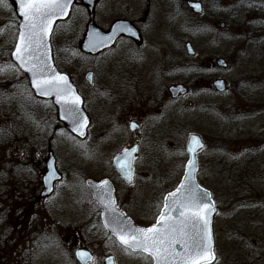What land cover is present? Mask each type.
Masks as SVG:
<instances>
[{
  "label": "rangeland",
  "instance_id": "rangeland-1",
  "mask_svg": "<svg viewBox=\"0 0 264 264\" xmlns=\"http://www.w3.org/2000/svg\"><path fill=\"white\" fill-rule=\"evenodd\" d=\"M8 3L0 0V264H78L74 253L81 248L95 255L91 264H104L108 256H114L117 264H153L149 256L131 254L119 246L105 231L86 180L111 179L124 209L133 214L144 208L146 214L138 221L152 223L164 197L181 181L191 133L200 134L210 145L199 156L197 177L218 209L213 264H264V0H228L227 14L219 20L225 24L222 46L214 41L218 29L209 24L200 27L203 19L193 32L180 30L176 60L182 66L174 71V80L165 77L167 65L153 66L154 53L148 54L144 67H157L162 84L147 94L157 93L161 98L167 93L166 84L174 81L185 84L189 95L177 103L165 100L161 111L141 121L134 134L128 131L130 117L125 115L123 96L116 105L121 107L113 111L115 118L109 120L104 111L107 107L97 109L84 81L90 70L96 73L99 87L114 86L118 78L99 71L97 60L79 54L78 46L70 42L66 46L54 35L55 63L85 95V110L92 111L83 142L66 131L50 102L34 96L11 60L18 20ZM79 10L73 13L71 24ZM210 35L214 37L209 39ZM185 42L194 47L192 59L184 58ZM65 47L73 51L72 58L60 54ZM219 59L228 68L219 67ZM111 60L116 65L119 58ZM218 79L226 83L225 94L212 87ZM117 86L127 95L134 92L122 78ZM111 91L118 97V90ZM221 123L227 135H210L220 132ZM34 131L41 135H33ZM140 139L148 149L140 151L135 180L126 185L114 172L111 160ZM44 146L48 148L42 149ZM48 150L57 159L63 180L46 205L32 210L30 195L44 173L36 155L42 152L47 162ZM39 211L48 215L37 216Z\"/></svg>",
  "mask_w": 264,
  "mask_h": 264
},
{
  "label": "flooded vegetation",
  "instance_id": "flooded-vegetation-1",
  "mask_svg": "<svg viewBox=\"0 0 264 264\" xmlns=\"http://www.w3.org/2000/svg\"><path fill=\"white\" fill-rule=\"evenodd\" d=\"M4 1H7V3L9 2L7 6H9L13 10V13L15 14L14 6L11 3L12 0H4ZM236 1L243 3L246 0H236ZM191 4H198L201 11L196 12L191 7ZM227 4H228V0H94L93 26L96 29L100 30L102 33H107L111 30L112 26L115 23L123 22V23H128L133 28V30L136 32V36L132 37V36L122 35L117 38V40L114 42V44L111 47L102 50L98 54L90 55L84 53L81 49V45L83 44L85 39L87 26L91 20L90 12L87 9V7H85L83 0H74L69 19L64 22H58L55 25L53 33L50 38V42L52 45V41L54 43L53 36L57 35L59 37V40L62 43H64L66 46H67L66 43L69 42L71 43V45L75 44L74 45L75 47L76 46L79 47V50L77 49L78 51L76 52H78L79 54H83L84 56L90 57L94 60H97L99 71H103L107 75H110L111 77L115 76L118 78L114 86L104 84V86L99 87V85L95 83L96 73L93 70L87 71V73L91 72L93 74L92 84L87 83V81L85 80V76L87 73L84 75V81L88 85L87 89L88 91H92L90 92L91 97L96 102L95 103L96 106H99L97 109H99L101 106L107 107L104 108V111L107 113L109 120L111 119V117L112 119L115 118V114L113 115L114 113L113 111L115 107L118 108L121 107L116 105L118 104L117 102L119 101V98L123 96V101L124 103H126V106H123V109L127 118L130 117V119L128 120L129 122L128 131L131 134H134L139 131L140 129L139 123L141 124V121L143 122L146 120L147 116L150 117L151 114H158L159 111H161V107L164 104L163 102L165 100L170 101L172 103H177L180 101L181 98H185L186 96L189 95V89L185 84L182 83L174 84L173 83L174 81L166 84L165 87L167 88V93H166L167 95L164 94L161 98L157 95V93L148 95L147 93L149 91H153L154 87L159 88L162 84L160 71L158 70L157 67H152L149 70L144 67L146 65L145 61L148 57V54L152 55L153 53L155 54L157 52L158 53L157 56L153 54L154 56L153 66H162L166 64L167 67L164 66L165 67L164 70H166V74H167L165 77H167L169 80H174L175 77L174 71H176V69L179 68V64L181 62L176 60L179 55L178 33H180V30H183L186 33L193 32L196 26L195 24H197V22L200 21L199 19H203L202 21L203 23H201L200 27H202L203 24L206 25L209 24V26H211L212 28L218 29L219 34L215 33L214 34L215 37L213 35H210L209 39H211V37H214V41L215 42L219 41L220 46H222L224 40L222 39L221 36H222V29L224 28L225 24L219 20L225 18L227 14ZM239 7L242 6L240 5ZM78 8H80L78 12V17L71 24V17L73 16L75 10ZM18 25H19V20H18ZM121 45L124 46L120 47ZM187 45H190L192 47L194 51L193 56L187 53ZM184 48L187 55L184 58L192 59L195 57L196 52L191 42H185ZM68 49L69 48L67 47L61 49L60 54L63 56V58H72L71 54L73 55V51ZM52 53L54 57L53 47H52ZM115 57L119 58V61L117 62L116 65H113L112 62L110 63V60L111 59L113 60V58ZM181 64L180 66H182ZM168 68H170V70H168ZM226 68H228L227 63L224 69ZM120 78H122L123 80L128 82L129 85H131L132 90L134 91L132 94L129 93V95H127L124 93V91L122 92L118 89L117 83ZM218 80H222V79H218ZM213 83H212V87L214 88ZM224 84H225V90L223 92H218L219 94L226 93L227 86L225 82ZM180 85L186 89V94L184 96L179 95L178 97L174 98L170 92V89ZM110 86H112L111 89ZM114 89L118 90L117 91L119 94L118 97H116L117 95H115L111 91ZM78 92L83 99V108L90 120V126H89L90 128L92 123L91 121L92 111L90 110L88 113L85 110V95L81 93L79 89ZM116 98H118V100ZM46 102H50L52 104V101L50 100H47ZM134 102L137 104L136 108L132 107L134 105ZM55 111L58 120L57 110L55 109ZM131 124L137 125L134 131L130 129ZM221 127H222V123L220 125V132L219 133L213 132L210 133V135H227L226 133L222 132ZM89 128L87 130V135L84 139L75 138V137L74 138L80 142L85 141L88 137ZM192 134L200 135L198 133H191L190 135ZM33 135H41V134H38L37 132L34 131ZM202 141L204 143V150L199 154V156L203 152H205L207 148L210 146L207 139H204L202 137ZM134 146L137 147V153L134 162V180H135L137 156L139 155L140 151H143L144 148L146 150L148 149L143 144V140L140 139L138 141H135L133 144L131 143L130 146L123 148L117 155L121 154L122 151L126 149L130 150ZM46 148L48 147L44 146L42 149L45 150ZM50 153L53 154L51 150H48V157L50 156ZM42 155H43L42 152H38L36 155V158H38L39 160L38 167L44 166V173L41 177L40 185L36 186L30 195L29 208L32 210L38 208V206L40 205H46L47 202L50 201V198L55 194L56 185L63 180V174L57 168L58 172L62 175V180L54 184L53 193L51 194V196H47V197L41 196L43 193H45L46 190L43 186L42 180L43 177L45 176L46 165H47V162L44 158H42ZM111 164H112V160H111ZM56 167H57V159H56ZM6 176L7 174H5V177ZM103 179H109V178H102V179L89 178L86 180V187L89 195H91L92 200L93 197L90 189L88 188L87 181L93 180L99 182ZM109 180L113 183L111 179ZM113 185L115 188V196H116L118 208L122 210L126 214V216L129 217L137 226L139 227L149 226L150 224L142 226L139 223H137L138 222L137 218H141L142 214H146V210L144 208L135 209L133 211V214L125 210L124 207L118 201L116 186L114 183ZM98 210L100 213L99 208ZM37 214H38L37 216L48 215L47 211H39L37 212ZM155 221L152 222V224L155 223ZM91 254L93 255V261H92L93 263L95 261V255L92 252Z\"/></svg>",
  "mask_w": 264,
  "mask_h": 264
},
{
  "label": "snow or ice",
  "instance_id": "snow-or-ice-1",
  "mask_svg": "<svg viewBox=\"0 0 264 264\" xmlns=\"http://www.w3.org/2000/svg\"><path fill=\"white\" fill-rule=\"evenodd\" d=\"M69 3L70 0H20V14L26 23L22 26L24 30L19 34L14 56L25 71L32 73V83L40 94L54 93L57 103L71 106L68 112L72 117L73 131L84 135L82 129L86 127L87 118L79 111L80 97L75 95L67 77L55 74L54 70L50 76L45 72L50 69L47 63L49 46L45 38L51 33L53 15L66 11ZM194 7L199 8V5ZM131 127L135 129L137 125L133 124ZM192 140L194 144H199L196 137H192ZM134 151L136 150L133 149L132 152ZM117 164L131 180L133 169L129 150L126 149L122 157H117ZM96 187H107V199H101V203L105 213L111 211L115 218H118L121 214L115 207L109 182L105 180ZM184 193L188 195H183ZM207 199H210L209 193L181 184L176 192L170 193L166 198L158 226L147 229L134 228L130 222L114 220L111 222V231L126 249L147 253L155 260V264H211L215 256L209 227L210 205L205 202ZM170 212H178L179 221H173ZM108 224L106 221V226ZM177 245L182 251H177ZM78 255L85 261L91 259L86 252H80Z\"/></svg>",
  "mask_w": 264,
  "mask_h": 264
},
{
  "label": "water",
  "instance_id": "water-1",
  "mask_svg": "<svg viewBox=\"0 0 264 264\" xmlns=\"http://www.w3.org/2000/svg\"><path fill=\"white\" fill-rule=\"evenodd\" d=\"M85 7H87V9L90 12V17L91 20L87 26V31L85 34V39L83 44L81 45V49L84 53L90 54V55H95L98 54L99 52H101L102 50L111 47L114 42L117 40L118 37L125 35V36H132L135 37L136 36V32L133 30V28L128 24V23H123V22H117L115 23L111 30L108 33H102L100 30L96 29L93 26V8H94V0H83ZM12 5L14 6V10H15V14L18 17V19L20 20V25H19V33H18V37L21 31H23V24L26 23L25 18L20 14L21 8H20V0H12L11 1ZM74 3V0H70L69 6L67 8L66 11L59 13V14H55L53 15L52 18V24H51V33L49 36H47L46 42L49 46V58L47 60V63L50 65V69H46L45 72L47 75H51L52 70L55 71V74L60 75V76H65L67 77V82L68 84L71 85L72 89L75 92V95L80 97V104L78 105L79 111L82 114L83 117H86V127L84 129H82V131L84 132V135H80L78 131H73V123H72V117L70 116L69 112H68V108H70V105L67 104H62V103H57V97L54 93H50L48 95H42L40 94V92L37 90V88L33 85L32 80V73L25 71V69L23 67L20 66V62L16 60L15 56H14V52L16 51V46L19 43L18 37L15 43V48L14 51L12 52V60L13 62L17 65V67L19 68V70L24 73L29 81V85L31 90L33 91V93L35 94V96L39 99H44V100H48L51 99L53 104L56 106V108L58 109V116H59V120L65 125L66 129L75 137L80 138V139H84L87 135V130L88 127L90 125V120L88 118V116L86 115L84 108H83V99L80 96L77 88L73 85L70 77L64 73H61L55 66L54 60H53V53H52V47H51V42H50V38L52 35V32L54 30L55 25L60 22V21H66L69 16H70V12H71V7ZM194 5H198V4H191V7L196 11V12H200L201 9L194 7ZM132 33H135V35H133ZM187 53L191 56L194 55V51L192 49V47L190 45H187ZM218 66L225 68L226 67V63L224 62V60H218L217 61ZM85 80L87 81V83L92 84L93 81V74L91 72L87 73L85 76ZM213 86L215 88V90H217L218 92H223L225 90V84L222 80H217L213 83ZM171 94L173 95V97H178L179 95L184 96L186 94V89L183 86H177L174 88L170 89ZM133 125V124H131ZM130 129L132 131H134V129L130 126ZM192 137H196L199 140V144H194ZM135 149L136 151L132 152V150ZM191 149V151H190ZM204 149V143L202 141V138L200 135L197 134H192L189 135L188 137V141H187V145H186V152L188 154V161L185 165V169H184V175L182 177L181 182L179 183V185L177 186V188L172 191L176 192L177 189L180 187L181 184H186L188 185L191 189L195 190V189H199L201 192H207L210 194V192L204 188H202L198 181H197V172H198V154ZM125 151V150H124ZM124 151H122L121 154L117 155L116 157L113 158L112 160V166L114 171L118 174V176L126 183V184H131L134 180V162H135V157H136V153H137V147L134 146L133 148H131L129 150V152H131V167L133 169L132 171V175H131V180H129L126 176L124 171L121 170V168L118 166L117 164V157H122L124 154ZM190 164H194V167H189ZM62 176L59 174L57 168H56V159L53 156L52 153H50V159L47 162V166H46V174L43 177V186L46 189L45 193H43L41 196L42 197H47V196H51V194L53 193V188H54V184L58 181H61ZM107 180L109 182V185L112 189L111 191V196L113 198V200L115 201V207L117 209V211L121 214L118 218H115L114 213H112L111 211H108L107 213H105L103 204L101 203V199H104L106 201L107 196L106 193L108 191L107 187L105 188H99L96 186H99L102 184L103 181ZM87 185L88 188L91 191L92 197L94 199V201L96 202V204L98 205L100 211H101V221H102V225L105 228V230L111 234L118 242L119 239L117 238V236L111 231V227H112V223L114 220L117 221H127L130 222L131 225L134 228H142L139 227L137 225H135V223L126 216V214L120 210L117 206V201H116V196H115V188L113 183L109 180V179H103L99 182L97 181H93V180H88L87 181ZM170 194V193H169ZM166 195V197L164 198V203H163V208L160 212H163L164 210V204H165V200L166 198L169 196ZM183 195H188V193H184ZM183 198V197H181ZM206 203H208L210 205V210H209V220H210V230H211V238H212V249L214 252V236H213V220H214V216L216 214V206L214 201L212 200L211 194H210V199H207L205 201ZM214 209V210H211ZM160 215L158 216L156 222L151 225L148 228H151L153 226H158V221L160 218ZM169 215L172 217L173 221H179L180 217L178 215V212H170ZM106 221L109 222L108 226H106ZM147 229V228H144ZM120 243V242H119ZM121 244V243H120ZM122 245V244H121ZM123 246V245H122ZM177 251H182V248L177 245L176 246ZM131 250V249H129ZM132 251V250H131ZM80 252H86L89 254V257L91 259L85 261L84 259H82L78 253ZM138 252V251H137ZM146 255H148L147 253H145ZM215 256V254H214ZM152 258V257H151ZM75 259L80 263V264H88L90 262H92L93 260V255L86 250H78L75 252ZM153 259V258H152ZM215 261L212 260L211 264H213V262ZM104 264H116L115 259L113 257H108L105 260ZM153 264H155V260L153 259Z\"/></svg>",
  "mask_w": 264,
  "mask_h": 264
},
{
  "label": "trees",
  "instance_id": "trees-1",
  "mask_svg": "<svg viewBox=\"0 0 264 264\" xmlns=\"http://www.w3.org/2000/svg\"><path fill=\"white\" fill-rule=\"evenodd\" d=\"M61 70H62V71H65L64 69H61ZM24 79L27 80L25 76H24ZM137 221H138V220H137ZM137 223H139V224L142 225V226H144V225H148V224H145V223H143V222L141 223L140 221H138ZM149 224H150V223H149Z\"/></svg>",
  "mask_w": 264,
  "mask_h": 264
}]
</instances>
